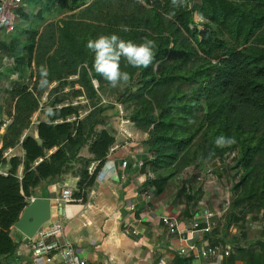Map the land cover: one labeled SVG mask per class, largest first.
<instances>
[{
  "label": "trees",
  "instance_id": "16d2710c",
  "mask_svg": "<svg viewBox=\"0 0 264 264\" xmlns=\"http://www.w3.org/2000/svg\"><path fill=\"white\" fill-rule=\"evenodd\" d=\"M57 7L72 14L47 23L45 12ZM31 21L16 26L25 39L6 45L4 56L13 59L21 82L29 76V85L6 89L0 104V259L16 252L13 230L36 188L71 174L79 179L73 198L84 202L116 143L100 95L109 85L94 72L86 48L89 39L110 34L156 45L148 68L121 62L131 78L119 99L125 117L147 134L145 164L155 182L167 184L188 168L196 175L235 154L240 178L233 177L224 232L237 226L240 210V218L263 223L264 237V0H184L179 8L171 0H44ZM42 65L51 85L44 90L38 87ZM83 97L89 104H73ZM49 107L55 115L46 114ZM37 113L45 120L34 121ZM4 119L11 123L1 132ZM221 135L235 143L218 148ZM16 148L23 158L6 156Z\"/></svg>",
  "mask_w": 264,
  "mask_h": 264
},
{
  "label": "crops",
  "instance_id": "0c3cea01",
  "mask_svg": "<svg viewBox=\"0 0 264 264\" xmlns=\"http://www.w3.org/2000/svg\"><path fill=\"white\" fill-rule=\"evenodd\" d=\"M3 99L4 96L0 104ZM110 123L116 132L119 124L115 118ZM129 130L134 136L135 143L130 151L127 168L122 166L126 151L121 150L112 157L117 176L104 180L100 172L87 190L84 202L60 201L63 190L69 188L73 192L76 191L79 179L71 174L44 182L36 188L32 199L50 201L52 221L66 218L61 237L63 243H71L77 254L90 264H153L159 259H163L165 264L264 262V237L261 235L253 237L250 236V232L245 237L244 231L232 225L229 232L236 235L227 239L224 237L226 232H223L221 222L210 236H202L192 229V222L198 218L203 206L212 211L222 209L224 193L221 188L234 181L233 175L227 177L231 173L224 172L226 170L223 168L216 171L215 168L212 170L213 182L206 174L202 181L197 180L199 174L185 176L187 181H184L181 175L179 179L182 177L180 179L182 183H175V188L168 183L161 184L155 180L147 182L145 175L148 169L140 170L136 166L137 161L146 162L150 159L148 148L144 145L147 134L140 132L135 126L129 127ZM117 140L121 141L122 138L118 137ZM23 154L21 148H16L11 150L8 157L23 158ZM82 157H88V152ZM106 165L107 159L104 167ZM147 188L151 190L150 199L144 195ZM188 189L194 191V197L189 195ZM162 215L177 221L179 231L186 237L184 243L180 241L179 234L167 233L159 220ZM12 235L17 244L16 252L1 258L0 264H32L27 239L20 237L15 228ZM216 246H220L223 251L219 252L218 256L205 257V251ZM226 248H230L227 254ZM182 249L187 250L185 255L180 254ZM38 264L44 262L39 261Z\"/></svg>",
  "mask_w": 264,
  "mask_h": 264
},
{
  "label": "built area",
  "instance_id": "2783aa9c",
  "mask_svg": "<svg viewBox=\"0 0 264 264\" xmlns=\"http://www.w3.org/2000/svg\"><path fill=\"white\" fill-rule=\"evenodd\" d=\"M25 0H0V32L3 31H13L14 30V17L13 13L24 5ZM7 58V59H6ZM14 67L13 59L9 57H3L2 59V70H11ZM96 87V86H95ZM115 121L118 122L117 131L113 130L114 136L116 137V143L111 147L108 157H107V165L103 166L102 179L109 180L111 177L117 176V171L115 166L112 163V157L120 152L121 150L126 151V157L122 161L123 168H127L129 163L130 151L135 143L134 136L130 132L129 127L134 126V124L125 117V112L123 111L120 105H116V116ZM10 119H4L3 125L1 127V132H4L5 129L10 125ZM111 126V123L109 124ZM113 129V127H112ZM118 137L122 138L121 141L117 140ZM11 151L6 153V156L9 155ZM227 161L223 166H227ZM98 166V163H93L88 168L90 174L94 173ZM136 166L140 169H148L146 168V164L144 161H137ZM4 176H7L6 173H1ZM206 174V177L213 182V173L211 170L204 171L200 173L197 177L198 181H202ZM21 175V173H20ZM145 179L147 182H152L156 179L155 175L148 169ZM237 181L234 180L232 183H228L223 186L221 189L224 193V201L222 202V209L219 211H212L208 207L201 208L198 218H195L192 222V229L196 232L202 234V236H210L214 230L216 229L218 223L223 219V217L229 212L231 207V199H232V188L236 185ZM151 190L147 188L144 195L147 199L152 197ZM188 193L190 196L194 197L195 193L192 189H188ZM74 192L67 188L62 191L61 194V203H71L76 202L73 198ZM199 206L200 203L198 202ZM201 207V206H200ZM66 218L50 221L46 225H44L35 237L31 240L27 239L28 245L31 251L32 264H38L39 261L44 262V264H90L86 259L80 257L74 246L71 243H63L61 241V237L64 231V224ZM159 220L162 226L166 229L169 235H180V241L184 243L186 241L185 235L179 231L178 223L173 218L162 215L159 217ZM230 248H226V254L229 252ZM223 251L220 246H216L213 248H208L204 255L205 257H215L218 256V253ZM187 253L186 249H182L180 251L181 255H185ZM10 264V263H6ZM153 264H165L163 259L157 260V262ZM264 264V263H259Z\"/></svg>",
  "mask_w": 264,
  "mask_h": 264
},
{
  "label": "rangeland",
  "instance_id": "374dc122",
  "mask_svg": "<svg viewBox=\"0 0 264 264\" xmlns=\"http://www.w3.org/2000/svg\"><path fill=\"white\" fill-rule=\"evenodd\" d=\"M193 1L196 4L201 3V0H193ZM43 4H44V0H25L22 9L21 8H20L21 10L17 9L13 13L14 30L10 31V32H8V31L7 32L6 31L0 32V69H1V64H2V57L9 54L7 49H6V45H9L10 43H15V42L18 43L19 41L21 42L25 39V37L22 36L20 31H18V32L16 31V29H15L16 26L20 25L22 27H25L28 24H31L32 15L37 13L42 8ZM19 14H24V15L26 14L29 16V18L25 21H22V19L19 17ZM71 14L72 13H70L68 10H63V9L57 7V8H52L50 10V12H45L44 16L46 18V22L51 23V22H59L60 20H65ZM28 79H29V76H28ZM28 79L23 80L21 82L18 79V77L12 72V70L0 71V100L4 96V92L6 89H11L14 85H20V86H22L24 84L29 85ZM75 80H77L76 77L70 79V81H75ZM128 85L129 84L127 82V83H122L121 85H119L116 88H112L109 86V87H106L100 93L103 102H105V104L104 103L103 104H104V106L107 107V111L105 112V115L107 117H109L110 121H112L115 118L114 106L119 105L120 93ZM95 86L98 87L96 83H95ZM76 89H78V87H76ZM68 91H69V88H66L64 93H67ZM46 102H47L46 97H44V99L42 100V104H44ZM73 104L74 105L81 104L84 106V105H87L89 103L83 97V98L75 99L73 101ZM86 111H87V109H85V111H83L82 114H85ZM128 113H129V115L131 114L130 112H128ZM38 119L45 120V117L42 114L37 113L34 117V121H37ZM86 153H87V148H84L81 152V155L86 156ZM226 161H227L229 167L231 168L230 171H227L228 174L231 173L230 175H227V177H230L231 175H233V177H235V179H237L239 181V178H240V174L238 175L239 171H237V169H233L235 167V165H236L235 163L237 161L235 154L228 155L226 158ZM223 165H224V163H222L221 161H217L214 165L204 166L199 171H197V174H200V173L207 171V170L212 171L215 168L217 169L216 171H220V168L224 167ZM74 168L80 169V166L75 165ZM21 171L22 170H20V173H21ZM192 171H193V168H188L186 171H184V173H183V180L184 181H187V178H185V176H187V175L190 176ZM6 172H7V170L2 171V173H6ZM219 173H221V172H219ZM180 179H179V177H176V178L168 181V184H170L171 186H173L175 188V186H174L175 183H177V182L180 183L181 182ZM31 201H32V199H31ZM31 201L29 200L30 203H31ZM226 216L227 215H225L223 217V219L221 220V223H220L223 226V229H224L223 232L225 231V226H226L227 220L229 219L228 216L227 217ZM243 218H245V217H243ZM236 222H238L237 227L240 230L244 231L245 237L248 236L250 232H251L250 236H253V237H257V236L261 235L263 223L261 221H258V222H253L252 225H250L251 224L250 220H247V218L246 219L240 218V210L238 211V217L236 218ZM219 227H220V225H219ZM229 230H227V233H226V235H224V237H226L227 239H229L230 237L234 238V235H236V234L230 233Z\"/></svg>",
  "mask_w": 264,
  "mask_h": 264
},
{
  "label": "clouds",
  "instance_id": "9594fccd",
  "mask_svg": "<svg viewBox=\"0 0 264 264\" xmlns=\"http://www.w3.org/2000/svg\"><path fill=\"white\" fill-rule=\"evenodd\" d=\"M183 4L184 0H171L173 8H179ZM174 15V12L169 13L166 18L172 19ZM120 28L124 32L130 30L125 25H121ZM155 47V42L147 38L141 43H135L132 40H125L117 34L99 35L95 39H89L86 43L87 50L93 55L92 68L94 72L112 88H116L122 83H127L131 78L129 72L121 69L122 61L132 68H148L153 65ZM48 76L47 67L40 66L38 87L41 90L51 86ZM46 114L52 116L55 115V112L49 107L46 110ZM234 143V138L223 135L215 140L218 148L229 147Z\"/></svg>",
  "mask_w": 264,
  "mask_h": 264
},
{
  "label": "water",
  "instance_id": "95a60500",
  "mask_svg": "<svg viewBox=\"0 0 264 264\" xmlns=\"http://www.w3.org/2000/svg\"><path fill=\"white\" fill-rule=\"evenodd\" d=\"M38 137V133H36ZM52 206L50 201L34 198L20 217L15 226L20 237L33 239L39 229L52 220Z\"/></svg>",
  "mask_w": 264,
  "mask_h": 264
},
{
  "label": "bare ground",
  "instance_id": "6f19581e",
  "mask_svg": "<svg viewBox=\"0 0 264 264\" xmlns=\"http://www.w3.org/2000/svg\"><path fill=\"white\" fill-rule=\"evenodd\" d=\"M22 172V171H21ZM73 191V190H72ZM83 258V257H82ZM151 262V261H150ZM150 264V263H149Z\"/></svg>",
  "mask_w": 264,
  "mask_h": 264
}]
</instances>
